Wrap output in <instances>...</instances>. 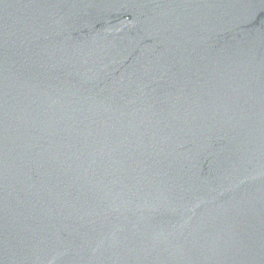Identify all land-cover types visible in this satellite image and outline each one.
I'll use <instances>...</instances> for the list:
<instances>
[{"label":"water","instance_id":"1","mask_svg":"<svg viewBox=\"0 0 264 264\" xmlns=\"http://www.w3.org/2000/svg\"><path fill=\"white\" fill-rule=\"evenodd\" d=\"M0 264H264V0H0Z\"/></svg>","mask_w":264,"mask_h":264}]
</instances>
